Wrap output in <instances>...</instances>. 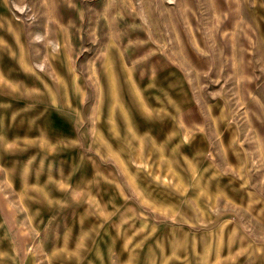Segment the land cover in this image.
Segmentation results:
<instances>
[{"label":"rangeland","instance_id":"1","mask_svg":"<svg viewBox=\"0 0 264 264\" xmlns=\"http://www.w3.org/2000/svg\"><path fill=\"white\" fill-rule=\"evenodd\" d=\"M0 264H264V0H0Z\"/></svg>","mask_w":264,"mask_h":264}]
</instances>
